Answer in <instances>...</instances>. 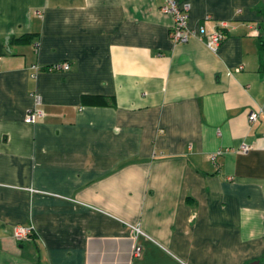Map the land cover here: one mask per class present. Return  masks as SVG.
Instances as JSON below:
<instances>
[{"label":"crops","instance_id":"1","mask_svg":"<svg viewBox=\"0 0 264 264\" xmlns=\"http://www.w3.org/2000/svg\"><path fill=\"white\" fill-rule=\"evenodd\" d=\"M176 1L0 0V264H264V0Z\"/></svg>","mask_w":264,"mask_h":264},{"label":"built area","instance_id":"2","mask_svg":"<svg viewBox=\"0 0 264 264\" xmlns=\"http://www.w3.org/2000/svg\"><path fill=\"white\" fill-rule=\"evenodd\" d=\"M161 12L167 15H171L173 18V24L171 26V37L176 43H186L192 39L198 38L203 40L209 49L217 50L226 38L225 29L229 26L228 21L221 20L218 23V27L215 29H207L202 26L200 28H192L188 24L189 12L191 9V4L185 2L182 5L176 0H166V2L160 7ZM38 68V67H36ZM71 68V65L68 62L58 63L52 66H49L50 71L64 70L67 71ZM242 67H239L236 71H241ZM37 105L41 104V97L35 95ZM43 116V111L37 106L32 109L26 117L28 123L36 122V120ZM259 115L257 112H250L249 120L254 122L258 119ZM251 149V146L243 142L238 150L243 153H247ZM222 151H218L212 155V160L215 161L216 157L221 154ZM135 230L139 231L138 227H134ZM33 230L29 226H17L14 231L15 237L19 240H26L32 234ZM140 248H136V253H140Z\"/></svg>","mask_w":264,"mask_h":264},{"label":"trees","instance_id":"3","mask_svg":"<svg viewBox=\"0 0 264 264\" xmlns=\"http://www.w3.org/2000/svg\"><path fill=\"white\" fill-rule=\"evenodd\" d=\"M16 40V42H27V41H29L30 40V36H23V37H18V38H16L15 39ZM33 234V233H32ZM31 234V235H32Z\"/></svg>","mask_w":264,"mask_h":264},{"label":"water","instance_id":"4","mask_svg":"<svg viewBox=\"0 0 264 264\" xmlns=\"http://www.w3.org/2000/svg\"><path fill=\"white\" fill-rule=\"evenodd\" d=\"M254 264H259V263L257 262V263H254Z\"/></svg>","mask_w":264,"mask_h":264},{"label":"rangeland","instance_id":"5","mask_svg":"<svg viewBox=\"0 0 264 264\" xmlns=\"http://www.w3.org/2000/svg\"><path fill=\"white\" fill-rule=\"evenodd\" d=\"M34 123V122H33ZM135 229V228H134Z\"/></svg>","mask_w":264,"mask_h":264}]
</instances>
